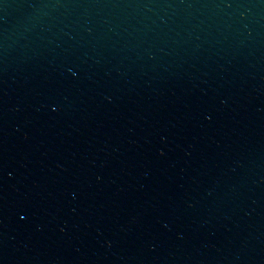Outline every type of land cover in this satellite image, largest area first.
Instances as JSON below:
<instances>
[{
  "label": "water",
  "instance_id": "water-1",
  "mask_svg": "<svg viewBox=\"0 0 264 264\" xmlns=\"http://www.w3.org/2000/svg\"><path fill=\"white\" fill-rule=\"evenodd\" d=\"M0 264H264V0H0Z\"/></svg>",
  "mask_w": 264,
  "mask_h": 264
}]
</instances>
